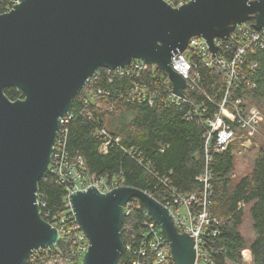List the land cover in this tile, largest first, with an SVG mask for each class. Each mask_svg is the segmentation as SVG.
<instances>
[{"label":"water","instance_id":"1","mask_svg":"<svg viewBox=\"0 0 264 264\" xmlns=\"http://www.w3.org/2000/svg\"><path fill=\"white\" fill-rule=\"evenodd\" d=\"M252 19L264 28V0H192L174 9L164 0H21L0 15V264H25L53 247L58 232L37 205L39 182L50 164L59 121L101 69L133 60L157 66L185 95L186 81L171 66L194 37L216 56L215 39L229 40ZM18 90L12 102L4 91ZM141 202L166 235L175 264H194L193 240L180 234L170 212L143 190L121 187L70 196L89 240L83 264H119L124 251L123 210Z\"/></svg>","mask_w":264,"mask_h":264},{"label":"trees","instance_id":"2","mask_svg":"<svg viewBox=\"0 0 264 264\" xmlns=\"http://www.w3.org/2000/svg\"><path fill=\"white\" fill-rule=\"evenodd\" d=\"M254 23L252 19L245 27L252 28ZM238 70L241 78L235 95L264 115V52L254 47ZM200 74L201 92L186 91L190 103L177 104L170 101L172 84L157 66L145 64L140 77L109 75L107 70H100L98 81L89 82L72 105L67 145L71 160L82 159V171L90 176L143 190L160 203L171 196V189L179 194L199 195L204 187L197 179L207 167L206 129L197 116L190 117L189 113L204 105L203 118H210L226 92L223 73L200 66ZM138 86L155 91L153 105L140 100ZM100 89L108 95L97 96ZM4 93L12 102L23 98L14 88ZM101 129L119 137L120 145H110L107 153L102 152ZM261 134L256 138V154L245 174L237 170V146L220 154L212 153L210 211L222 220L216 239L220 251L213 256L216 264H244L242 252L246 249L252 253V264H264V124ZM39 197L46 205L43 211L52 217L68 210L66 189L49 171L39 182ZM138 203L140 209L123 219L124 246L140 237L146 209ZM246 215L255 232L249 240L242 233ZM57 248L69 252L64 241ZM36 255L45 256L46 251ZM120 264H124L123 259Z\"/></svg>","mask_w":264,"mask_h":264},{"label":"built area","instance_id":"3","mask_svg":"<svg viewBox=\"0 0 264 264\" xmlns=\"http://www.w3.org/2000/svg\"><path fill=\"white\" fill-rule=\"evenodd\" d=\"M191 1L164 0L174 9H180ZM248 1L254 2L256 0ZM20 3L21 0H0V15L11 12L13 6ZM245 25L237 27L229 40H214L217 47L215 57L209 50V44L205 39L194 37L190 40L187 48L191 50V59L186 57L185 51L174 57L171 62L173 70L186 81L184 95L186 91L201 92L200 66L223 73L226 78L224 99L219 104L218 110L210 118H203L204 105L194 107L195 110L189 113L190 117L197 116L206 129L204 144L207 167L206 171L197 179L204 189L199 195L179 194L171 189V196L164 203L159 202L169 210L178 232L188 235L193 240L196 253L194 264H216L213 256L220 251V248L216 246V239L220 236L219 226L222 220L212 215L209 204L212 190L209 165L212 162V153L220 154L226 152L232 146H237L238 149L240 148L239 154L243 155L244 152L251 151L256 146L255 142H251V139L245 134L262 137L261 128L264 124V115L256 106L245 105V101L235 95L241 78L238 67L243 64L244 56L249 51H254V47L264 52V28L261 31H254L252 28L245 27ZM145 64L143 61L133 60L125 68L101 70H107L109 75L140 77L144 72ZM99 76L100 71L94 74L88 83L98 81ZM138 88L140 89L138 90L140 100L153 105L156 96L155 91H150L146 86H138ZM105 94L108 95L102 89L97 92V96ZM170 101L177 104L190 103L186 96L184 98L178 97L173 91ZM72 118L73 115L70 111L60 119V130L47 168V171L57 178L58 183L65 187L68 210L61 215L52 217L50 212L43 211L46 205L39 197V193L37 198L39 213L43 220L57 230L58 242L51 248L34 251L25 264H83L84 256L89 248V240L76 220L71 207L70 196L78 192H87L89 188L97 189L101 194L106 195L123 187L117 181L108 182L95 175L90 176L84 173L82 171L84 168L82 159H79L78 162L71 160L67 145L68 125ZM99 136L104 141L101 147V151L104 153L108 152L110 145H120V138L113 136L106 129H101ZM164 182L167 184V181ZM138 202L137 200H131L126 204L123 210V219L130 217L135 209H140ZM242 206L244 207V204ZM139 234V238L125 245L121 258L124 264H175L166 235L147 210L143 215ZM62 241L69 246L68 253H64L61 248H57ZM39 251H46V255L41 257L36 255ZM51 252L53 253L50 254ZM242 261L244 264H252L253 259L250 249L242 252Z\"/></svg>","mask_w":264,"mask_h":264},{"label":"rangeland","instance_id":"4","mask_svg":"<svg viewBox=\"0 0 264 264\" xmlns=\"http://www.w3.org/2000/svg\"><path fill=\"white\" fill-rule=\"evenodd\" d=\"M185 55L188 59H191L192 57V53L190 49H187L185 52ZM249 106H254V105H250L248 103ZM246 136H248L251 139V142H255L256 146L258 145V141L256 140V138H259L260 136L258 135H252V134H245ZM241 141V140H238ZM241 146V145H240ZM248 152H244L245 154L240 155V148L237 151V170L240 174H245L246 171L249 170L250 166H251V162L256 154V147ZM242 233L245 235L246 239H251L255 236V232L252 228V222L250 219V216L246 215L245 219H244V224H243V228H242Z\"/></svg>","mask_w":264,"mask_h":264}]
</instances>
